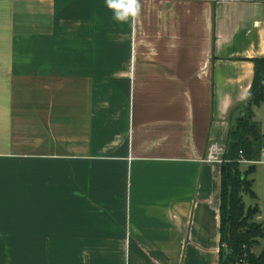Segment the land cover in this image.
<instances>
[{"label":"crops","instance_id":"0c3cea01","mask_svg":"<svg viewBox=\"0 0 264 264\" xmlns=\"http://www.w3.org/2000/svg\"><path fill=\"white\" fill-rule=\"evenodd\" d=\"M140 2L120 24L105 0H0V264H219L205 159L264 56V2Z\"/></svg>","mask_w":264,"mask_h":264},{"label":"trees","instance_id":"16d2710c","mask_svg":"<svg viewBox=\"0 0 264 264\" xmlns=\"http://www.w3.org/2000/svg\"><path fill=\"white\" fill-rule=\"evenodd\" d=\"M253 62L252 85L244 102L233 110L231 126L224 141L219 264H264V250L259 255L253 251L264 239V225L255 221L260 210L258 207L247 208L243 198V194L257 197L253 190L254 180L249 177L256 172V162L260 161L264 151L263 126L254 115L255 107L264 104V56ZM243 161L253 164L245 173L240 171Z\"/></svg>","mask_w":264,"mask_h":264},{"label":"rangeland","instance_id":"374dc122","mask_svg":"<svg viewBox=\"0 0 264 264\" xmlns=\"http://www.w3.org/2000/svg\"><path fill=\"white\" fill-rule=\"evenodd\" d=\"M258 118L264 124V106L259 110ZM251 165L253 164L243 161L240 166V171L242 173L247 172ZM249 178L254 180L253 190L256 192L257 197L253 198L248 194H243L244 203L247 208H259L260 212L255 217V221L264 225V154H262L260 161L256 162V172ZM263 250L264 239H261L260 243L253 248V251L255 254L259 255Z\"/></svg>","mask_w":264,"mask_h":264},{"label":"clouds","instance_id":"9594fccd","mask_svg":"<svg viewBox=\"0 0 264 264\" xmlns=\"http://www.w3.org/2000/svg\"><path fill=\"white\" fill-rule=\"evenodd\" d=\"M105 4L120 24H135L141 14L140 0H105Z\"/></svg>","mask_w":264,"mask_h":264},{"label":"built area","instance_id":"2783aa9c","mask_svg":"<svg viewBox=\"0 0 264 264\" xmlns=\"http://www.w3.org/2000/svg\"><path fill=\"white\" fill-rule=\"evenodd\" d=\"M226 153V145L224 142L212 143L208 148L206 161L222 163Z\"/></svg>","mask_w":264,"mask_h":264}]
</instances>
